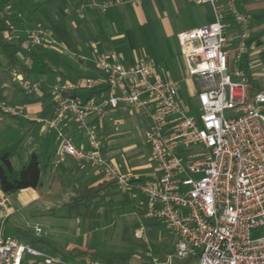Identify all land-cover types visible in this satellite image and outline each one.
Wrapping results in <instances>:
<instances>
[{"label": "built area", "instance_id": "2783aa9c", "mask_svg": "<svg viewBox=\"0 0 264 264\" xmlns=\"http://www.w3.org/2000/svg\"><path fill=\"white\" fill-rule=\"evenodd\" d=\"M190 1L208 4L214 13L212 23L178 34L186 75L199 85L194 108L198 116L179 101L178 83L164 80L152 60L126 66L96 56L92 60L106 77L88 78L85 86L107 88V96L98 104L81 102L69 83L51 86L54 112L45 125L57 130L61 154L93 166L121 193H140L145 218L161 222L175 235L174 253L161 259L147 252L149 264L187 259L194 264H264V90L252 94L247 74L239 67L251 38L250 17L239 3L249 0ZM116 4L89 6L105 12ZM0 16L4 21L5 12ZM7 28L13 34L18 31L9 20ZM56 44L46 28L26 34L28 49ZM17 78L26 94L41 89L38 82ZM123 108L149 115L145 140L159 169L157 177L121 173L106 155L91 117L101 120L108 111ZM0 113L25 117L1 102ZM67 120L77 124L85 146L78 147L64 133ZM8 206V196L0 191V264H77L6 233ZM34 232L39 237L42 230L36 227Z\"/></svg>", "mask_w": 264, "mask_h": 264}, {"label": "crops", "instance_id": "0c3cea01", "mask_svg": "<svg viewBox=\"0 0 264 264\" xmlns=\"http://www.w3.org/2000/svg\"><path fill=\"white\" fill-rule=\"evenodd\" d=\"M110 1L118 2L119 4L109 7L105 12L89 6L92 2L106 3ZM43 5L46 4H42L41 7ZM202 6L210 8L212 21L194 25L189 29H182L186 24L185 20L194 19L196 17L195 9ZM239 6L241 10L247 13L251 21V38L248 50L242 56L239 67L246 72L247 77H251L261 83L264 90V57L262 55L264 53V0L244 1L240 2ZM47 7H54V12L51 14V10ZM47 10L49 11L46 14H43L45 11L42 10L43 19L41 22L38 24L33 23L35 14L31 21L27 22L22 28L17 26L18 31L14 34L7 28L8 20L11 19V16H9L1 24L0 39L3 41L8 39L12 42L11 44L20 46L19 57H23L24 54V63L28 62L26 55L28 49H26L25 45L27 32L43 27L47 29L53 38L55 37L59 41V44L56 45L29 48L35 54L44 57L48 61L53 69V74L49 76L44 84L47 91L41 88L36 99L28 102L26 99L14 102V93L11 92V104L17 106V109L21 110L25 117H14L12 118L14 120L11 121L13 124L8 123L11 126L13 125L16 130L19 129L16 126H21L23 129L26 127L23 138L21 137L15 143L18 147L23 145L27 148L26 160L23 161V156L19 158L14 153L12 158L13 165L19 168L29 159L32 153H35L41 162L42 185L34 190L40 189L47 197L52 198L57 193L61 195L60 200L63 201L69 194H76L79 190L97 186L109 180L93 166L86 163L80 164L75 159L61 154L57 130L45 125V121L49 120L54 112L52 96L49 93L51 82H67L70 84L74 96L79 101H90L98 104L107 96V88L91 90L85 86V80L88 78L106 77L93 62L92 59L94 57L106 56L109 60H117L126 66L132 65L136 61L147 59L155 63L157 71L164 80L171 78L178 83L179 101L186 107L191 108V104L196 98L197 84L186 75L184 59V76L180 80H175L164 65L166 57L163 56L168 53L169 47L160 46L158 48L159 52L156 51V53L162 59L156 62L152 58L142 56V49L146 47L143 42L146 37L151 39V37L158 36V44H161V42L165 43L167 36L170 37L175 34L176 28L178 29L176 32L178 39V34L182 31L192 30L212 23L214 21V13L210 5H196L190 0H58L52 4H47ZM165 10L169 12L170 16L173 14V18L175 16H181V18L176 20V23L175 19L171 23L168 21V25L165 24L167 27L157 25L154 16L160 13L161 18L166 19ZM179 51L182 56L180 46ZM80 56L88 57L89 60L82 62L79 59ZM73 60L76 61L77 67L74 65ZM2 63L3 68L1 70L13 72L12 69L6 66V62ZM20 76L31 81V76L33 75ZM183 84L184 86H182ZM18 88L22 91L20 87ZM184 88L188 96L186 99L182 92ZM250 91L252 94L257 93L251 88V85ZM4 97L9 98L6 94ZM44 97H47L46 100ZM42 99L43 101H41ZM126 111L132 114L129 118L123 115ZM10 116L0 113V122L7 123L13 117ZM149 120L147 113L127 108L110 110L101 120L91 117V123L97 127L99 136H104L107 157L121 173L130 174L138 179L154 178L159 175L158 166L151 159V148L147 151L145 147H141L136 142L137 130L140 129L139 127L142 124L145 138ZM62 129L67 136L73 139L78 147L86 145L85 137L75 122L72 120L65 121L62 124ZM18 158V164L20 165L17 166L16 159ZM29 190L31 189H26L25 192ZM28 196L33 201L39 199V194L37 193L28 194ZM8 199L9 206L6 213H8L9 217L6 221L5 231L10 234L8 232L11 227L10 218L15 213V209L11 205L9 196ZM142 202L144 204V201ZM13 236L16 237V235Z\"/></svg>", "mask_w": 264, "mask_h": 264}, {"label": "rangeland", "instance_id": "374dc122", "mask_svg": "<svg viewBox=\"0 0 264 264\" xmlns=\"http://www.w3.org/2000/svg\"><path fill=\"white\" fill-rule=\"evenodd\" d=\"M46 6L47 4L38 9L33 22L34 24H38L42 21V10L45 11L43 14L48 13L49 10L46 11ZM47 8L51 10V14L54 12V7ZM164 13L166 14V19L161 18L160 13L154 16L157 25L167 27L168 21L171 23L175 19L176 23V20L181 18V16H175V18H173V14L170 16L167 10H165ZM195 15L196 17L194 19L189 18L185 20L186 24L182 29H189L194 25L212 21V12L208 6L197 7L195 9ZM177 31L178 29L176 28L175 34L170 37L167 36L166 42H161V44H158V36L151 37V39L146 37L143 42L146 47L142 49V56L152 58L158 62L162 59L161 56L156 53V51L159 52L158 48L160 46L169 47L170 50L163 56L166 57L164 65L170 72L171 77L175 80H180L184 76L185 71L183 58L179 51V43L176 35ZM54 39L57 41V44H59L58 39L55 37ZM151 40L153 41L150 42ZM5 41L6 43H12L8 39L4 40V42ZM60 57L63 58L62 56ZM19 58H21V61L25 60L24 54L23 57L20 56ZM1 61L5 62L4 59ZM73 62L77 67L76 61L73 60ZM51 74L46 77L33 75L31 76V81L45 84ZM17 76L18 74L15 71H0V102L15 108L18 107L11 104V92L14 93V102L24 101L25 99L27 102L31 101L32 99H36L40 92L38 90L31 94L23 93L18 88ZM59 84H63V82H51V86ZM182 86H184V84ZM182 90L184 98H188L185 88ZM197 90H199V85H197ZM5 94L8 95L9 98H5ZM44 98L46 100L47 97ZM41 101H43V99ZM196 104L197 98H195L191 104V113L198 116L193 109V107H198ZM123 115L129 118L132 114L126 111ZM225 115L230 116L228 112H226ZM12 118L14 117H11L7 123L3 121L0 122V149L17 143L19 139L21 137L23 138L25 135L26 127L23 129L21 126H16L19 128L16 130L13 125H10L13 124L11 123V121L14 120ZM8 122H10V124ZM139 128L140 129L137 130L138 136H136V142L141 147H145L148 151L150 147L147 145L144 138L143 124ZM102 137L100 138L105 144L104 136ZM22 143L26 144L25 142ZM13 150L19 158L23 156V161L26 160L25 155L27 148L25 146L22 145L18 147L16 144ZM19 158L16 159L17 166L20 165L18 164ZM55 190L57 189L55 188ZM112 191H118L117 186L114 187ZM34 193L39 194V199L36 201L30 200L28 196V194L32 195ZM70 195L71 194L66 197L67 200L64 196L65 200L63 201L60 200L61 195L56 193L53 198L47 197L40 189H31L26 192L22 190L10 195L11 205L15 209V213L10 218L11 227L8 229V232L12 235H16L21 242L38 247L52 256L77 264H86L88 262L104 263L109 261L115 263L121 262L124 264H149L150 261L146 255L147 252H152L161 259L174 253L177 238L161 222L145 218L144 214L141 213L144 212L142 202L144 199L139 193H130L134 204L138 206L136 210L133 209L132 205L123 201L122 195H119L115 198L114 203L105 205L102 208V213L99 218L92 220L73 219L65 216L66 210L62 205L68 201ZM105 210L106 212H104ZM36 227L42 230L39 237H36L34 232ZM137 230H139L140 236L135 235L136 232H138ZM258 235V233L254 234V236ZM125 255L130 256L129 261L125 260L123 257ZM194 263L195 261L193 259H187L184 262H175L174 264Z\"/></svg>", "mask_w": 264, "mask_h": 264}, {"label": "trees", "instance_id": "16d2710c", "mask_svg": "<svg viewBox=\"0 0 264 264\" xmlns=\"http://www.w3.org/2000/svg\"><path fill=\"white\" fill-rule=\"evenodd\" d=\"M56 1L58 0H0V15L5 12L4 21L11 16L9 21L13 22L16 27L22 28L27 22L31 21L42 4H50ZM4 21H1L0 16V32L2 30L1 24ZM19 53L20 46L0 40V70L3 68L1 60L4 59L6 66L18 75L46 77L53 73L48 61L35 54L32 50L26 51L27 63L21 61ZM262 55L264 57V53ZM248 81L255 92L263 90L262 84L255 79L248 77ZM41 88L47 91L46 85L41 84ZM15 145L0 150V190L7 196L26 189H37L42 185V168L38 156L32 153L25 163L16 168L12 163ZM114 187H116V183L108 181L79 190L76 194H71L68 201L62 205L66 210L65 216L84 220L99 218L102 208L105 205L114 203L115 198L119 195H122L123 201L132 205L133 209L136 210L138 208L134 204L130 193H121L119 190L113 192L112 189ZM141 213L144 214V212ZM123 257L127 261L130 260L129 255Z\"/></svg>", "mask_w": 264, "mask_h": 264}]
</instances>
